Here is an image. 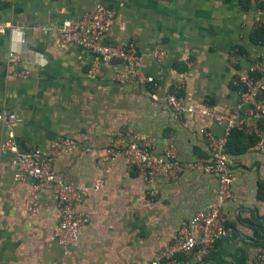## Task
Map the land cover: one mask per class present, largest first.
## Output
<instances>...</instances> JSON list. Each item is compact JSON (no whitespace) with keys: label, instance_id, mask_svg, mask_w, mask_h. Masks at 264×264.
I'll return each instance as SVG.
<instances>
[{"label":"crops","instance_id":"crops-1","mask_svg":"<svg viewBox=\"0 0 264 264\" xmlns=\"http://www.w3.org/2000/svg\"><path fill=\"white\" fill-rule=\"evenodd\" d=\"M97 4L115 11L103 44H133L137 68L154 79L135 77L119 82L125 66L113 62L90 75L96 58L78 46L61 48L56 36L35 26L76 20ZM0 0V24L22 27L23 40L7 31L0 35V114L21 120L12 126L20 153L45 149L55 141L75 142L69 154L51 158L60 178L90 186L96 161L113 142L135 133L155 141L153 153L172 147L179 159L206 161L200 133L220 137L224 125L198 115L213 109L228 115L239 102L238 75L264 66V40L255 32L264 20V6L251 0ZM155 52H163L156 58ZM189 57L192 66L182 70ZM27 74L21 78L18 74ZM184 81V95L193 113L176 115L165 102L174 85ZM155 95V98L152 96ZM264 100V95H262ZM244 123L264 122L241 113ZM7 128L0 123V264H148L162 243L197 211L216 198L218 178L185 172L177 179L140 178L134 160L125 156L110 165L103 187L75 205L88 222L79 239L62 247L54 239L59 218L53 186L36 193L30 179L16 181L17 169L3 148ZM245 137V148L228 155L232 199L222 206L226 234L201 260L181 256L186 264H256L264 245V135ZM240 147V144L239 146ZM154 186L158 195H148ZM34 196L39 213L29 215Z\"/></svg>","mask_w":264,"mask_h":264},{"label":"built area","instance_id":"built-area-1","mask_svg":"<svg viewBox=\"0 0 264 264\" xmlns=\"http://www.w3.org/2000/svg\"><path fill=\"white\" fill-rule=\"evenodd\" d=\"M264 4V0H260ZM115 11L104 4H97L88 14L76 20H64L59 23H47L33 28L44 36H56L61 48L78 46L93 55L96 60L91 65L90 75H98L102 67H107L113 62L125 66V72L118 74L116 79L124 82L128 77L135 79L143 85H153L154 79L144 75L137 68L136 50L133 44L105 45L103 39L109 31ZM264 27V20L260 23ZM7 31L16 34L20 42L23 40L22 27L17 24H0V35ZM156 58L163 57V52H155ZM192 66L189 57L185 59V78ZM258 75V76H257ZM26 78L27 74H18ZM177 82L173 89L166 95L165 102L169 109L176 115L193 113V108L186 103L184 95V81ZM239 91V102L234 110L228 114H219L213 109H204L198 112L201 117L209 118L216 123L224 125L220 137L206 129L200 131L208 149L209 157L206 161H186L178 158L175 149L167 147L160 155L153 153L155 141L135 133H126L125 138L111 143L104 155L96 161L98 177L90 186H80L64 182L53 167L51 158L59 153L69 154L75 148V142L63 138L50 144L45 149H33L27 153H20L15 143L12 126L21 120L13 115L0 114V123L7 128L3 148L12 156V163L17 169L16 181L30 179L34 183L35 193L43 187L53 186L57 198L56 214L59 224L54 232V239L58 245L69 247L79 239V231L88 222L83 211H76L75 205L81 203L88 194L98 192L104 185V177L110 171V165L119 157L125 156L134 160L140 178L146 184L152 185L156 179L173 180L185 172H201L215 175L218 178L217 195L213 205L207 210L197 211L190 219L183 222L172 238L162 243L148 264H186L181 256L194 255V259L201 261L226 234V219L222 213V206L232 199L231 183L232 172L226 146L233 130L244 134H254L259 138L264 135V130L258 122L248 125L241 118V113L264 122V66L258 67L249 74L238 75L234 80ZM155 98V95L152 96ZM154 186L148 190L152 198L158 195ZM39 213L37 196H34L29 215ZM256 264H264V246H258L255 252ZM122 264H138L126 262Z\"/></svg>","mask_w":264,"mask_h":264},{"label":"trees","instance_id":"trees-1","mask_svg":"<svg viewBox=\"0 0 264 264\" xmlns=\"http://www.w3.org/2000/svg\"><path fill=\"white\" fill-rule=\"evenodd\" d=\"M243 3H245L244 5L247 6L251 0H242ZM264 6V4H262ZM255 37L258 40H264V27H260L259 29H257V31L255 32ZM185 68L182 70L184 71ZM258 76V75H257ZM249 135H253V134H244L241 131L238 130H233L231 132V136L228 140L227 146H226V152L228 155L230 154H236L241 152L244 148L245 145H242V140L247 137V139H252V136ZM240 144V147H238ZM260 246H264V245H260Z\"/></svg>","mask_w":264,"mask_h":264}]
</instances>
